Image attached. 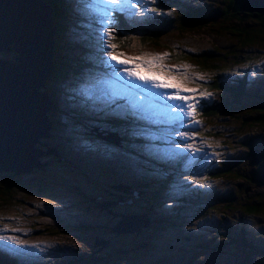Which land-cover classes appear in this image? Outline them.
Listing matches in <instances>:
<instances>
[{"label":"rangeland","instance_id":"1","mask_svg":"<svg viewBox=\"0 0 264 264\" xmlns=\"http://www.w3.org/2000/svg\"><path fill=\"white\" fill-rule=\"evenodd\" d=\"M30 1L47 8L42 0ZM71 1L92 10L83 0ZM71 1L68 2L73 4ZM86 1L102 10L105 8L100 0ZM147 1L150 2L145 0L141 5L144 7ZM241 1L244 7L234 5L238 13L249 9L247 6L250 4ZM217 2L187 0L190 5ZM154 7L147 4L148 9ZM131 11L135 13L142 10L137 7ZM87 13L105 18L103 11L96 9L93 13ZM118 13L113 11L111 14L118 23L135 29L129 38L136 39L140 32L147 30L144 14ZM56 15L60 17V12L56 11ZM123 15L129 17L128 20ZM114 18L106 24V30L97 26L89 27L88 20L84 25L77 23L71 27V37L67 35V38L78 36L82 28V34H86L83 39L99 43L107 30L117 25ZM249 19L239 20V25L245 26L244 23H247L254 28L259 24V21ZM130 21L135 22V26L130 25ZM47 22L49 25V17ZM171 28H161L160 32H163L164 38L172 36L177 40L168 39L158 41L159 45L156 46H134L114 52L121 60L130 61L133 56L138 58L128 65L111 61L108 53L113 51H107V44L101 43L102 46L96 51L99 54L96 59L105 66L93 63L91 66L94 70H88L82 78L62 85L58 83L60 88H55L58 109L50 107L44 93L50 71L41 79L43 86L38 87L41 91L33 87L42 108L47 107L45 113L49 123L45 128L49 131L44 128L32 144L37 164L28 156H24L21 162H15L30 170L34 167L40 173L30 172L26 176L39 177L41 173L48 172L49 177H59L60 182L54 181L51 190L44 191L45 196L30 194L22 203L0 207V243L9 253L5 254L6 257H11L15 264H256L257 260L264 258V124L253 120L264 111V38L261 36L262 39L251 44L254 46L252 52L245 54L238 62L231 61L226 66H220L222 69L214 75L243 84V94L238 100L232 101L234 114L217 119L212 114L210 121L206 120L212 124L224 121L229 126L225 130L235 125L236 141L232 137L231 143L226 145L210 140L213 135L205 137L203 134L206 130L203 118L208 117L209 112L203 116L202 107L211 101L216 105L225 96L222 89L210 88V74L196 70L184 55L183 59L173 61L172 58H175L169 52V46L178 41V45L181 44L187 50L200 51L228 44L227 37L234 41L236 38L229 32L228 35L223 31L217 34L216 29L210 27L194 29L192 32H183L177 26ZM50 32L49 25L47 41L43 40L48 48ZM182 46L177 48L183 49ZM46 50L45 56L49 54ZM11 51L16 53L14 48L0 50V58L12 56V60H16ZM23 53L27 54L25 51ZM68 53L77 54V50L69 48ZM165 53L167 56L162 55ZM158 54L162 56L161 60H167L164 70H181L176 71V74L181 72L184 75L183 78L179 74L177 76L191 90L186 96L190 98L188 102L194 105L200 123L189 127L193 128L194 136L185 140L180 132L187 133L186 128L172 123L180 121L173 117L182 113L174 108L171 114L160 117L165 122L144 120L149 130L147 142L136 138L134 143L121 146L114 133L105 135L107 125L91 117L90 112L97 113L88 85L100 77H113V71L119 69L125 75L122 76L125 80L120 83L130 78L140 86L136 90L137 99H144L146 93L142 89L149 88L163 95L164 100L159 103L169 104L167 93H163L162 88H155L151 82L128 77V73L123 71L145 64ZM137 70L144 74V68ZM161 74L172 75L157 68L147 73L155 75L158 82L167 83L166 77ZM178 85L182 90V86ZM119 102L127 103L124 99ZM183 103L173 99L171 105ZM74 108L85 115V120L74 117L71 112ZM105 110L113 112L111 109ZM190 111L186 109L189 126L195 122ZM218 112H227L225 105ZM46 123L47 120L44 125ZM122 131L130 133L128 128ZM213 141L215 143L211 144ZM170 153L172 159L167 157ZM255 154H258L256 160L253 158ZM198 165H201L200 168L195 169ZM234 168L241 172V177H236ZM222 169L228 171L223 172ZM219 170L223 176H218ZM149 180L162 183V199H157V204L153 205L146 187L149 186ZM254 200L263 202L254 213L238 206L239 201L248 206ZM123 217L128 220L143 217L148 219V223L142 222L127 229L117 228ZM1 255L4 256V253Z\"/></svg>","mask_w":264,"mask_h":264},{"label":"trees","instance_id":"2","mask_svg":"<svg viewBox=\"0 0 264 264\" xmlns=\"http://www.w3.org/2000/svg\"><path fill=\"white\" fill-rule=\"evenodd\" d=\"M42 1L44 5L49 7L53 26V42L51 46L52 55L50 58L49 68L50 73L46 79L44 91L47 95V99L51 103V107L53 109H58L55 100V88H60L58 83L62 85L65 83H71L78 77L82 78V76L87 73L88 70H94L91 66L93 63H98L99 66H105V64L99 62L96 59V51L98 47L102 46L101 43L95 42L92 39H83V36L86 35L85 33L81 34L79 37L72 36V38H67V35L71 37L70 30L73 25H76L77 23L84 25V23L88 20L90 23L89 27H94L100 23V18L87 13L89 11L90 13H93L95 9L91 8L92 10H89L88 8L81 6L79 2H73L71 0ZM68 1L73 2V4L69 3ZM149 4L151 7L152 5L156 6L155 8H157V13L153 15L150 22L147 21V30L140 32L136 39L129 38V35L134 33L135 29L131 28L129 25L118 23L114 18L117 25L109 28L114 29L112 33V37H114V39L112 37H107L106 43L108 45V40L112 39V43L116 45V48L113 50L109 47L108 50L114 51L116 53L118 50H125L129 47L135 46L136 48H142L156 46L159 45L158 41H167L168 39L177 40V38L174 39L172 36H169V38H164L163 32H160L161 28L172 27L171 29H173L174 26H177V28L183 32H192L195 31L194 29L199 30L203 29L204 27H210L211 29H216L215 31H217V34H222L220 33L222 31L227 35L228 32L233 34L236 38V41L230 37H227L226 39L228 44L220 47L214 46L212 48L202 49L200 51L187 50L181 44L178 45V41H174L169 46V52L175 58H172L173 61L183 59L185 56V58L187 57V59L192 62L196 70H199L200 72L205 71L210 74L208 86L216 90L222 89L225 95L216 105L211 103V101L208 105L202 107L203 116L205 112H209L208 117L203 118L205 123L204 128H206V130L203 132L204 136L208 137L213 135V138L210 140H215L217 144L224 143L229 145L231 143L232 137L233 140L236 141V136L234 134L235 125H232L230 130H225V128L229 126L224 121H219L215 124L208 123L207 121H210V115L212 114L216 119L223 116L229 117L234 114L232 110V108H234V106H232V101L238 100L240 98L239 96L243 94L241 92V90H243V84L242 82L235 83V81H230L226 78L223 80V77L216 78L214 75L217 71L222 69L220 66H226L231 61L234 63L238 62L243 58V56H245V54L247 55L252 52V47L254 46H251V44L257 43V40L262 39V37L264 38V12L256 9H246L238 13V11L235 10L234 0H218L217 3L210 5H190L187 4L186 1L178 2L176 0H155V3L149 2ZM81 7H83V9ZM84 9L86 10V13L84 12ZM56 11L60 12V17L56 15ZM247 17L259 21V24H257V26L254 28L249 27L247 23H244L245 26H240L239 20H251ZM55 18L56 21L54 20ZM171 23L172 26L169 27ZM101 27L106 29V24L103 23ZM81 30L83 29L81 28ZM171 33H173L172 30ZM179 46H182L183 49H178L177 47ZM258 46L261 47L260 45ZM69 48L74 51L77 50V54L68 53ZM15 54L17 53L12 52V55L15 56ZM11 57L8 58L12 59ZM221 58L224 60L221 61ZM83 59H86V61H83ZM240 81H242V79H240ZM223 105H225L227 112L219 113L218 110L222 111ZM240 106L241 103L239 107ZM71 112L73 113L74 117L78 118L79 120H85V115H83L80 110L74 108ZM245 114H248V112H245ZM90 115L92 118L97 119L98 114H92V112H90ZM196 117L200 122V117L197 115V113ZM107 118L109 119L106 120L107 123L117 127V130L115 131L120 134L119 140L121 146L134 143L136 138L146 142V135L149 133V130L144 120L137 119L132 115L125 116L118 114H109ZM253 120L259 121L260 124L263 125L264 111H262L258 116H255V119ZM242 122L244 121L242 120ZM125 128H128L130 133L123 132L122 129ZM134 129L138 131V134H133ZM221 139L225 140L227 143L225 141H221ZM215 141H213L211 144L215 143ZM242 143L244 142L242 141ZM253 147L255 148V145H253ZM254 148L253 150H257ZM257 157L258 154H255L253 158L256 159ZM237 166L239 168V165ZM221 171L225 172L228 170L222 169ZM233 171L238 174H236L237 178L241 177V172H238L235 168ZM30 172H35L37 175L40 174L38 170H34V167L31 170H19L15 168L10 169L6 166L0 167V207L22 203L25 197L30 194H43V196H45L44 191L49 192L54 181H56V183L60 182L59 177H49L48 172L41 173L39 177L26 176L27 174H30ZM218 173V176L223 174H220V170ZM161 184V181L157 180L148 181L149 186L146 187L149 192L148 198L152 205L153 203L157 204V199L161 198ZM259 202L261 201L254 200L253 202L248 203L249 205L247 206L239 201L238 206L244 211L254 213L259 210V206L263 203ZM2 252L3 250L0 249V259L2 260H0V264H15L11 257H6L5 254L4 256L1 255ZM260 261V259L257 260L256 264Z\"/></svg>","mask_w":264,"mask_h":264},{"label":"water","instance_id":"3","mask_svg":"<svg viewBox=\"0 0 264 264\" xmlns=\"http://www.w3.org/2000/svg\"><path fill=\"white\" fill-rule=\"evenodd\" d=\"M235 1L237 2L235 3ZM245 2L250 4L247 6L249 9L264 11V0H245ZM234 5L236 7L238 5L244 7L241 0H234ZM45 6L49 9L47 5ZM6 28H8V26H3V23L0 25L1 30H6ZM6 33L2 38L0 31V50H11V48H14L17 51L16 42L19 35H17L16 32L11 33L7 31ZM14 59L16 60H12L8 57L0 58V167L6 166L10 169L15 168L26 170L28 169L27 166H19L21 164L16 163L15 161L21 162L24 156H28L32 157L33 162L35 160V163L37 164L36 154L34 153L35 149L32 148V144L48 125V118L45 113L47 107L42 108L41 103L33 92V87H35V90L37 89L38 91H41L38 89V87L43 86L41 80H39V83L27 87L23 82V72L17 66L20 64L19 52L14 56ZM23 59L27 61L28 54L23 53ZM25 90L26 96L24 95ZM19 96H22L23 98ZM45 97L47 99L46 93ZM35 100L38 106L32 108V111L29 108L24 109L23 103L33 104ZM13 111H17L21 117L26 118L27 122L23 125L21 133L16 130L12 126L13 124L9 121ZM31 113H33L34 120L29 118ZM45 119L47 120L46 125H44L46 121ZM16 127L18 128L20 126ZM22 141H26L27 144L22 143ZM11 144H13V146H11ZM25 152H28L29 154ZM124 217L119 222V225H117V228L127 229L137 226L142 222L145 224L148 223V219L143 217L131 218V220L124 219ZM257 264H264V258Z\"/></svg>","mask_w":264,"mask_h":264},{"label":"snow or ice","instance_id":"4","mask_svg":"<svg viewBox=\"0 0 264 264\" xmlns=\"http://www.w3.org/2000/svg\"><path fill=\"white\" fill-rule=\"evenodd\" d=\"M101 3L105 5L103 9V15L105 17L101 23L110 22L112 20V12H126L128 15H143V12H132L131 10L137 8L139 5L143 4L145 0H100ZM152 3H155V0H151ZM148 11L156 12V8L148 9ZM114 29H108L106 35L108 37H112ZM114 39V37H112ZM108 47L115 50L116 45L112 43V39L108 40ZM163 56H167V54H162ZM108 57H110L111 61H116L117 64L127 65L129 60H121L118 55L113 52L108 53ZM130 59H138V58H130ZM161 55H156L151 57V59L142 65H137L135 68H125L123 71L128 73V77H135L140 81H144L145 83L151 82L155 88H176L177 90L167 97V99H176L183 101V104L178 105H170L166 102L159 103V101H163L164 97L161 93L154 92L149 88H144L142 91L146 93L144 99H137L136 90L140 88L139 85L135 84L130 78L127 79L124 83H120V81L125 80L124 77L120 75V70L116 69L113 71L112 76L114 79H104L102 77L97 78L91 85L88 90L89 95L93 99V101L99 102L106 109H111L114 113L118 115H129L136 117L140 120H150L153 122H165L160 120V117L167 116L169 113L173 111L174 108L179 109L180 112L189 114L186 112V109H192V113H195L194 105L189 104L188 100L190 99L187 96H183L180 94L179 87L177 85L168 84V83H160L157 81L155 75H143L138 68H144L148 72H152L155 68H160L164 70V66L157 64L156 62L161 60ZM167 71H171L168 69ZM203 79V77H201ZM187 91H191L190 89H185ZM126 100L127 103L121 104L120 100ZM147 101V103H146ZM114 106V107H113ZM175 120H181L182 117L177 114L173 117ZM133 134H138L136 129L133 130ZM180 136L184 138L186 133L180 132ZM154 139L156 137H153ZM187 147H191V145H187ZM10 239V238H4Z\"/></svg>","mask_w":264,"mask_h":264},{"label":"bare ground","instance_id":"5","mask_svg":"<svg viewBox=\"0 0 264 264\" xmlns=\"http://www.w3.org/2000/svg\"><path fill=\"white\" fill-rule=\"evenodd\" d=\"M39 5L30 0H0V25L3 23V26H8L6 30L0 29L1 35L3 38L7 31L11 33L16 32L17 35H19V37L17 36L18 44L16 42V48L17 52H19L20 64L17 66L23 72V82L27 87L39 83V80L49 71L50 58L52 55L51 46L53 41L51 36L53 26L51 23L50 10L48 8H41L43 6L40 7ZM44 7L46 6L44 5ZM47 17H49V25L51 26L49 48L43 43V40L45 42L47 41L46 35L49 28ZM46 49H48L49 54L45 56L44 52L47 51ZM23 51L28 54L27 61L23 59ZM24 95L26 96V90L24 91ZM23 105L24 109L29 108L31 111L32 108L38 106L36 100L33 104L23 103ZM29 118L34 120L33 113L29 115ZM9 121L20 133L23 125L27 122L26 118L21 117L17 111H13ZM16 126L20 127L17 128ZM22 143L27 144L26 141H22ZM11 146H13V144H11ZM36 243H38V241H36ZM43 253L44 252L40 254Z\"/></svg>","mask_w":264,"mask_h":264},{"label":"clouds","instance_id":"6","mask_svg":"<svg viewBox=\"0 0 264 264\" xmlns=\"http://www.w3.org/2000/svg\"><path fill=\"white\" fill-rule=\"evenodd\" d=\"M16 53H17V51H16ZM16 55V54H15ZM51 104V103H50ZM109 138V137H108ZM110 139V138H109ZM161 199H162V196H161ZM262 260V259H261Z\"/></svg>","mask_w":264,"mask_h":264}]
</instances>
